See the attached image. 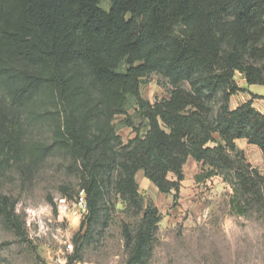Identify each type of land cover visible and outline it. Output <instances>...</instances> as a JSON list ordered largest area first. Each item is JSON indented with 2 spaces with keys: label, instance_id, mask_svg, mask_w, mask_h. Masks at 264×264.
Returning <instances> with one entry per match:
<instances>
[{
  "label": "trees",
  "instance_id": "1",
  "mask_svg": "<svg viewBox=\"0 0 264 264\" xmlns=\"http://www.w3.org/2000/svg\"><path fill=\"white\" fill-rule=\"evenodd\" d=\"M100 2L0 0V165L68 164L78 190L66 199L83 191L87 207L70 263L84 261L121 204L127 264H147L161 215L139 193L138 172L177 197L191 158L207 167L196 179L231 187L234 214L264 209V175L236 146L244 140L264 157V112L252 100L229 106L245 91L236 74L264 86V0ZM152 74L169 89L150 103L140 87ZM132 106L145 131L126 117L135 136L124 143L113 120ZM37 126L47 137L26 144ZM12 211L3 215L16 227Z\"/></svg>",
  "mask_w": 264,
  "mask_h": 264
},
{
  "label": "rangeland",
  "instance_id": "2",
  "mask_svg": "<svg viewBox=\"0 0 264 264\" xmlns=\"http://www.w3.org/2000/svg\"><path fill=\"white\" fill-rule=\"evenodd\" d=\"M100 6L108 10V0H101ZM235 80L239 82L237 74ZM182 86L188 89L187 84ZM168 89L163 78L152 74L143 80L140 92L153 103L166 97ZM126 117L133 128L145 131V122L136 108L130 107L127 116L118 115L113 120L124 143L135 136L134 129L126 126ZM41 130L37 126L26 132L24 142L44 141L47 132ZM27 164L11 161L0 165V264H127L129 253L120 223L128 219L119 212L121 204L112 213L113 223L103 237L84 251V261L70 263L74 251L66 253L63 244L73 245L79 226L69 214L74 200L66 196L77 192V180L58 156L37 165ZM250 164L264 175V161ZM206 170L189 159L183 166L184 180L177 197L174 192L160 193L142 172L136 174L139 193L161 215L147 264H264V209L255 208L244 216L234 214L229 203L233 192L227 183L216 176L196 179ZM3 209L13 210L16 227L4 219Z\"/></svg>",
  "mask_w": 264,
  "mask_h": 264
},
{
  "label": "crops",
  "instance_id": "3",
  "mask_svg": "<svg viewBox=\"0 0 264 264\" xmlns=\"http://www.w3.org/2000/svg\"><path fill=\"white\" fill-rule=\"evenodd\" d=\"M239 76V82H237L239 87L245 89L244 92H239L236 95L232 96L229 101V106L231 109H234L238 104L252 100V106L259 112H264V86L260 85H247L244 79ZM251 95H256L260 98L252 99ZM236 146L238 149L243 150L245 153L246 158L250 163L253 165H257L258 162H263L264 157L261 154L260 150L253 145H248L244 140L236 141ZM252 154L254 155L253 159ZM191 159L188 158L187 161ZM192 160V159H191Z\"/></svg>",
  "mask_w": 264,
  "mask_h": 264
},
{
  "label": "built area",
  "instance_id": "4",
  "mask_svg": "<svg viewBox=\"0 0 264 264\" xmlns=\"http://www.w3.org/2000/svg\"><path fill=\"white\" fill-rule=\"evenodd\" d=\"M71 218L76 219V225L79 226L85 215L87 214V207L85 201V195L83 191L78 193L77 198L74 201L73 207L69 210ZM64 251L70 254L73 251V245L70 242H64Z\"/></svg>",
  "mask_w": 264,
  "mask_h": 264
},
{
  "label": "bare ground",
  "instance_id": "5",
  "mask_svg": "<svg viewBox=\"0 0 264 264\" xmlns=\"http://www.w3.org/2000/svg\"><path fill=\"white\" fill-rule=\"evenodd\" d=\"M77 220H74V223H76Z\"/></svg>",
  "mask_w": 264,
  "mask_h": 264
}]
</instances>
